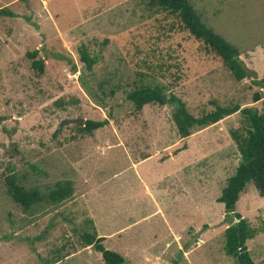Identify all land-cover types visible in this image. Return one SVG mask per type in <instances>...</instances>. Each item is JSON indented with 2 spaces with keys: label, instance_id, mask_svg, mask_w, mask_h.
<instances>
[{
  "label": "rangeland",
  "instance_id": "obj_1",
  "mask_svg": "<svg viewBox=\"0 0 264 264\" xmlns=\"http://www.w3.org/2000/svg\"><path fill=\"white\" fill-rule=\"evenodd\" d=\"M189 2L238 49L247 78L234 81L150 0H0L13 15H0V264H104L81 243L93 231L124 264H237L224 252L235 213L255 233L251 258L264 264V198L248 184L234 213L217 202L240 163L231 133L246 134L245 117L236 112L182 139L173 106L137 112L126 98L160 86L194 117L215 105L264 111V0ZM82 47L99 59L90 71ZM68 119L108 124L81 135L79 125H61ZM11 175L44 197L65 181L73 193L25 211L7 193Z\"/></svg>",
  "mask_w": 264,
  "mask_h": 264
},
{
  "label": "trees",
  "instance_id": "obj_2",
  "mask_svg": "<svg viewBox=\"0 0 264 264\" xmlns=\"http://www.w3.org/2000/svg\"><path fill=\"white\" fill-rule=\"evenodd\" d=\"M150 4L167 12L178 22L182 31L187 32L194 40L201 42L207 53L219 58L234 81L241 82L248 77L249 68L242 60L238 49L205 26L189 0H150ZM0 15L13 16L4 10L0 11ZM36 54V52L28 53L27 56L33 60V68L42 74L43 63L41 60H35ZM79 54L81 62L89 71L99 60L98 57H90L84 47L80 49ZM261 84L264 87V77L261 79ZM126 98L133 104L137 112L151 104L173 106V123L177 135L182 139L188 138L194 127L216 124L224 117L240 112L245 117L246 134L242 136L236 132L231 133L240 154V163L235 173L227 179L217 202L223 205L226 213H234L240 196L248 184L254 187L259 197L264 198V111L260 113L252 108L240 109L237 105L224 107L215 105L214 111L201 117H194L188 112L183 101L172 94L167 95L160 86L135 89L129 92ZM259 100V95L253 96V102ZM107 124V120H87L83 126L79 125L76 128L81 135H92L93 132L104 128ZM6 185L8 195L25 211L43 201L60 204L70 198L73 193L72 184L69 181L57 183L46 197L36 189L26 190L18 185L15 175L6 179ZM235 218L238 222L224 231V252L227 256L232 257L237 264H256L247 248V242L254 238L255 233L249 223L238 213H235ZM80 240L84 247H92L99 253L104 264L125 263L120 254L104 247V237H98L94 231L84 232L80 236ZM181 254L179 253L178 258L181 257ZM173 264H178V259Z\"/></svg>",
  "mask_w": 264,
  "mask_h": 264
},
{
  "label": "water",
  "instance_id": "obj_3",
  "mask_svg": "<svg viewBox=\"0 0 264 264\" xmlns=\"http://www.w3.org/2000/svg\"><path fill=\"white\" fill-rule=\"evenodd\" d=\"M252 75H253L254 78L256 77V74L253 73ZM85 122L86 121L83 120V119H68V120L62 121L61 125L62 124H73V125H81V126H83Z\"/></svg>",
  "mask_w": 264,
  "mask_h": 264
}]
</instances>
